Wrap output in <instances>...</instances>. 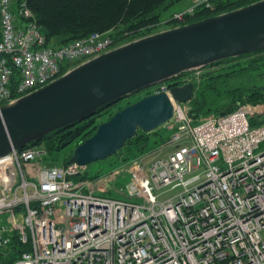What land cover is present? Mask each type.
<instances>
[{
	"label": "built area",
	"instance_id": "built-area-1",
	"mask_svg": "<svg viewBox=\"0 0 264 264\" xmlns=\"http://www.w3.org/2000/svg\"><path fill=\"white\" fill-rule=\"evenodd\" d=\"M202 6L215 9L195 0L173 20ZM117 46L101 32L54 46L28 0H0V106ZM174 80L152 93L191 79ZM172 100L173 130L127 170L123 198L80 178L87 166L44 164L43 147L0 157V264H264V123Z\"/></svg>",
	"mask_w": 264,
	"mask_h": 264
},
{
	"label": "water",
	"instance_id": "water-1",
	"mask_svg": "<svg viewBox=\"0 0 264 264\" xmlns=\"http://www.w3.org/2000/svg\"><path fill=\"white\" fill-rule=\"evenodd\" d=\"M264 50V0L171 27L95 56L0 106V157L92 116L126 97L208 65ZM194 82L149 94L116 112L79 143L68 163L88 166L150 133L193 97ZM225 112H220L224 115Z\"/></svg>",
	"mask_w": 264,
	"mask_h": 264
},
{
	"label": "trees",
	"instance_id": "trees-1",
	"mask_svg": "<svg viewBox=\"0 0 264 264\" xmlns=\"http://www.w3.org/2000/svg\"><path fill=\"white\" fill-rule=\"evenodd\" d=\"M177 1L179 0H28V3L35 14L42 31L47 36L48 41L52 38L64 37L68 41H64L62 44H67L72 40L74 41L76 39L87 37L93 32L113 30L114 33H112V37L122 45L152 34L148 33L149 29H143L152 23H157L160 20V11L164 12ZM256 1L259 0H212V4L215 6L214 10L204 6L199 7L195 9L192 15L186 16L187 19L185 23L198 21L223 12L234 10ZM169 23L173 24L171 27L178 25L175 20H170ZM122 40L124 42H122ZM240 59L243 60L242 68L238 70V73H235V70L227 73V77L229 79L237 75L239 79L244 76L247 79V82L244 83L241 88L238 87L237 90L232 91L227 96L233 98L239 95V93L241 94L235 97L232 102L222 104L223 100L227 99V96L224 93L220 94V92H218L219 88L215 86V83L219 82V78H221L220 76L218 78H210L208 82V84H210L208 92L201 91L199 96H197L195 92V85L194 96L191 101H189V113L193 117H200L210 110H213L215 114H219L220 112L229 113L236 110L241 104L264 102V84L254 86L252 85L253 82L249 83L251 80L249 78L251 72L264 71V50L237 58L223 60L208 65L202 69L223 63L234 62ZM186 74L189 73H184L181 76H185ZM181 76L175 78L174 81L177 84L182 83L181 80H178ZM146 90L149 91V89ZM138 93L126 97L112 105L100 108L92 116L87 117L82 121L75 122L65 128L53 131L41 141L30 144L27 147H43L46 151V154L43 157L45 161L60 165L67 164L71 156L63 161H58L60 153L73 143L78 145L85 141L96 132L100 124L108 121L116 112L140 100L142 97L129 102L123 108H114L118 103L129 99ZM104 116L107 119H104L101 123H96L98 119ZM259 119L255 117L251 118V123L253 125L264 123V118L261 120ZM157 131L158 130H154L147 133L143 130H138L137 134L127 140L124 147L113 156L125 151V159L131 161L141 153H144L165 141L170 135L167 134V136H160L161 133L158 134ZM154 136L157 138H152ZM108 158L104 160H107ZM107 171L110 170L108 169ZM99 175V172L96 174L86 173L80 178L95 179ZM16 248L20 252L25 249V247L21 246L19 243L16 245ZM17 257V254L13 255L12 259Z\"/></svg>",
	"mask_w": 264,
	"mask_h": 264
},
{
	"label": "rangeland",
	"instance_id": "rangeland-1",
	"mask_svg": "<svg viewBox=\"0 0 264 264\" xmlns=\"http://www.w3.org/2000/svg\"><path fill=\"white\" fill-rule=\"evenodd\" d=\"M189 0H179L176 3H174L173 5H171L167 10L160 11V20L157 23H152L150 25H148V27L146 26L143 30H148V33H156L159 32L161 30H165L168 28H171V25L169 21L173 20V16L179 12L185 11L187 8L191 7L192 4L194 3L195 0H191L190 5L184 7L181 9V4L182 2H187ZM162 19V20H161ZM180 22H177V24H179ZM179 26V25H178ZM98 32V31H97ZM94 33V32H93ZM104 33L105 35H110L112 37V33H114L113 30H108L105 32H101ZM92 34V33H91ZM90 34V35H91ZM89 35V36H90ZM85 38V37H84ZM114 40L115 38L112 37ZM81 39V38H80ZM64 41H68L66 40L64 37H58V38H52L49 42L54 45V46H62L65 44H62V42ZM73 41V40H72ZM71 42V41H70ZM122 42H124L122 40ZM116 45L118 44V46H120L121 44H119V41H115ZM242 62L243 60H237L234 62H228V63H223L220 65H215V66H211L208 67L206 69H201L197 72H193L191 74H188L187 76H182V78L178 79L181 81L186 80V78H190V82H194V84L196 85V94L197 96H199L201 94V91H206L208 92L209 86L210 84H208L210 78H218L219 76L221 78H219V82L215 83V86H217L218 92H220V94H226V96L231 93L232 91H235L238 89V87H242L244 83L247 82V79L242 76L238 79V76H234L233 78H229L227 77V73L234 71L235 73H238V70L240 68H242ZM237 70V71H236ZM250 82L252 83V85L256 86V85H262L264 84V71H253L250 73L249 75ZM185 78V79H184ZM248 85V84H246ZM153 89L149 88V91L145 90L141 93L136 94L133 97H130L129 99H126L120 103H118L114 108L119 109V108H123L125 105H127L129 102L131 101H135L137 99H140L141 97H145L147 95H149L148 93H152ZM241 93H239L240 95ZM237 95V96H239ZM194 96V95H193ZM235 96V97H237ZM231 98L229 96H227L226 100H223L222 104H227L229 102H232L233 99L235 98ZM191 101V100H190ZM185 106L187 107V109L190 111V105H189V101L187 103H185ZM239 107H247L250 111V114L253 116V118H260L259 120L264 118V102L261 103H245V104H241ZM211 113H215L213 110L207 111L205 112L203 115L201 116H205L207 114H211ZM200 116V117H201ZM104 119H107L105 116L98 119L96 121V123H101V121H103ZM158 134H160V136H167V134H170V132L173 130V123H167L164 124L163 126L159 127L158 129ZM152 138H157V137H152ZM77 144L73 143L70 146H68L65 150H63L60 153V157L59 160H65L67 158H69L70 156H72L74 149L76 148ZM153 148V147H152ZM142 154V153H141ZM126 156V152L123 151L118 155H115L111 158H108L107 160H102L100 162H96L93 164L88 165L84 171L83 174L86 173H92V174H96L97 172H99V176H97V178L95 179H100V178H104L105 182L103 183V186H108V188H106L105 190H98L95 189L96 191L108 194L110 196H116V197H125L127 194L122 190L125 186V183L129 180V173L127 172V170L130 168L131 165L135 164L138 160V156H136L134 159H132L131 161L126 160L125 159ZM44 164H57V163H53V162H48L45 161L43 162ZM110 171H107V170ZM114 169H119V174L118 175H111ZM102 170V171H100ZM128 174H127V173ZM94 179V180H95ZM97 188V186H96Z\"/></svg>",
	"mask_w": 264,
	"mask_h": 264
},
{
	"label": "crops",
	"instance_id": "crops-1",
	"mask_svg": "<svg viewBox=\"0 0 264 264\" xmlns=\"http://www.w3.org/2000/svg\"><path fill=\"white\" fill-rule=\"evenodd\" d=\"M190 3H191V0H189L187 2H182L181 6H180L181 9L184 8V7H186V6H188V5H190Z\"/></svg>",
	"mask_w": 264,
	"mask_h": 264
}]
</instances>
